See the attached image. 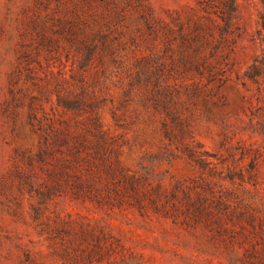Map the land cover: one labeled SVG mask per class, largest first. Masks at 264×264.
I'll use <instances>...</instances> for the list:
<instances>
[{"label":"rangeland","instance_id":"1","mask_svg":"<svg viewBox=\"0 0 264 264\" xmlns=\"http://www.w3.org/2000/svg\"><path fill=\"white\" fill-rule=\"evenodd\" d=\"M0 264H264V0H0Z\"/></svg>","mask_w":264,"mask_h":264}]
</instances>
